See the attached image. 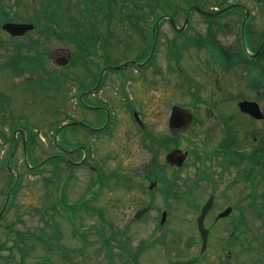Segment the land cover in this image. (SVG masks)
Here are the masks:
<instances>
[{
	"label": "rangeland",
	"instance_id": "374dc122",
	"mask_svg": "<svg viewBox=\"0 0 264 264\" xmlns=\"http://www.w3.org/2000/svg\"><path fill=\"white\" fill-rule=\"evenodd\" d=\"M40 1L42 0H3L5 15L12 20L7 22L30 23ZM226 4L244 6L252 14L245 36L250 38L247 50L255 53L264 34V19L259 7L251 0H173L177 25H182L183 9L188 6L194 5L213 12L217 6ZM119 22L120 19L116 16L110 30L104 27L99 30L103 36L96 52H104L98 55L101 57L100 63L98 59L92 62L88 59L89 56L82 57L79 47L62 39L60 35L48 37L40 29L30 32L24 38L11 40L0 29V168L9 163L19 177V181L15 183L12 173L0 169V210L11 190L0 220V264H163L167 261L164 253L171 249L169 253L173 257L169 259L170 263L177 261L188 264V260L192 261L191 258L198 253L185 246L186 240L192 238L189 222L194 221L198 210L189 209L181 201H174V198L170 200L174 203L171 221H166V224L169 225L168 228L180 232L177 225L184 222V233H178L179 237L173 241L174 244L170 237L161 246L158 241L165 239L167 227L160 229L158 226V230L156 224H159L162 213L168 212L166 204L173 193L166 194L167 188L159 185L152 193L148 192L150 183L155 180L149 177L153 171L152 165L155 167L164 163L165 154L156 147L157 141L153 143L157 149L149 148L146 134L174 141L175 136L173 138L170 135L167 126L170 108L173 105L187 106L191 103L190 90H193L183 88V71L189 76V81L196 85V93L203 101L193 109L192 114L199 128L193 129L198 134L191 139L192 145L209 151H221L223 146L229 144L234 152L247 155L259 150L260 161L264 166V125L247 122L237 110L238 101L256 100V91L252 92L247 87V77L252 79L254 73L256 76L264 75V71H254L252 66L245 68L244 65L234 67L227 73L216 74L213 67L208 69L206 63L210 59L209 53L196 46L197 39L207 35L209 23L194 12L190 14L187 27L189 31L181 39L172 38L175 36L168 24L162 23L159 37L157 36L154 65L143 75L137 73V114L145 128V133L142 134L137 126V146L133 120L116 102L117 91L110 82L106 95L115 112L116 126L121 123L116 134L105 139L100 134L90 135L84 128L77 126L66 127L56 136L65 120L87 124L88 114L77 107L72 91L74 74L84 77L79 69L81 66L77 67L76 63L79 64L82 60L91 67L97 62L99 64L96 68L100 72L107 66L116 67L134 61L136 56L139 60V55L145 53L146 27L140 31L141 34L129 23L121 25ZM219 23L224 25L223 32L216 31ZM239 23L240 16L233 13L213 22L217 42L232 55L239 54V35L236 34ZM180 41L191 47L177 57L180 58L178 72L174 64H170L174 69L169 66L168 58L171 55L168 50L170 44ZM90 50L86 48V51ZM37 53H43L46 64L40 72L27 71V65L20 60H25L27 56H37ZM66 54L71 56V61L65 67L56 65V56L62 58ZM259 64L264 70V62ZM204 66L206 69L200 72ZM129 77H133L130 67L121 71L110 70L105 75L108 81H123ZM77 78L79 79L78 76ZM127 88L133 98L132 86ZM213 102L217 103V110L222 111L223 116L211 113ZM258 104L264 114L263 95ZM222 117L230 119V122L221 120ZM229 128L231 131L232 128L236 130L234 139L233 134H227ZM19 129L26 130L32 137L26 143L27 166L21 153L19 134L15 137L17 149L14 154L10 152V131ZM191 135L192 133L180 135L176 142L177 148L182 151L191 148L190 140L186 141ZM79 147L84 148L87 155L90 154L84 168H71L68 164L54 161L56 156H61L62 148L74 151ZM49 157L54 158L47 160ZM68 159L78 162L80 154L73 153ZM194 165L197 164L193 160L188 162L185 178L192 180L195 177ZM89 166L102 171V177L108 179L103 180L105 188L100 183L97 184V176ZM254 172H260V169L255 168ZM213 173L214 179L215 173L219 174L215 179L216 185L211 189L212 186L205 184L198 192L194 190V206L199 209L201 200L209 194L218 198L216 193L221 199H226V203H237L236 219L241 218L244 222L238 226L237 232L241 235V242L249 246L243 247L238 242L240 245L232 250L234 254L228 264H264V182L242 184L236 171L222 174L216 169ZM165 174L167 177L171 176L169 170ZM251 188L254 194L251 193ZM60 194H63V201H59ZM250 194L255 196L254 201ZM83 201L90 203L94 212L76 210ZM63 202L73 207L65 210L61 205ZM226 203L218 200L220 207H215V216L224 210L221 207ZM255 204L262 206L258 213L252 210ZM149 206L152 211L146 215L143 224H135L134 214ZM179 207L183 208L175 212ZM229 230V223H220L214 230L212 250L217 259L208 257L196 264H222L230 251V247L226 245ZM149 242L152 244L151 249L140 248L142 243ZM176 256L180 259L175 258Z\"/></svg>",
	"mask_w": 264,
	"mask_h": 264
},
{
	"label": "flooded vegetation",
	"instance_id": "af4514ba",
	"mask_svg": "<svg viewBox=\"0 0 264 264\" xmlns=\"http://www.w3.org/2000/svg\"><path fill=\"white\" fill-rule=\"evenodd\" d=\"M217 29L219 30L218 32H223L224 27L222 29V25H220L218 26ZM248 40H250V38L248 37L245 38V42L247 44H249ZM259 46L260 45L258 44V48ZM263 53H264V47L262 51L259 54H257V56L250 57V58L248 57V58L252 60L254 59V61L257 62L256 64H259L260 63L259 60L263 61L264 59ZM224 54H230V53L225 48H223L222 45L218 43V46L215 52V57L207 59V63H206V65L208 66L207 68L210 69L211 67H213L215 70L214 72L217 74V72L227 73L228 71H231V69H233L234 67H237L239 65H244L242 62L243 59L235 57V55H232V54H230L232 55V57H226L224 56ZM88 59L92 61V60H97L98 58L89 56ZM179 60L180 58H177L174 56L169 57L168 58L169 66L170 64H174L176 66L175 69H177L178 68L177 66L179 65ZM76 66H75V69H76ZM90 66L91 67H89V64L85 65L86 75L83 78H80V75H76L75 73L74 74L75 76L72 79V87H73V92L76 96L77 107L83 109L88 114L86 126L89 127L90 129L88 130L86 129V130L92 134H102V135H107L108 137L109 136L112 137L113 135L116 134L117 129H118L117 127L121 123H119L116 126L117 120L115 117V112L113 110V107L109 103V100H108L109 97L106 95V88L109 89V82H110V85H113L114 89H116L117 91L116 92L117 94L116 102H119L120 106L123 108L126 115L133 120V123L135 126V132H136L135 144L137 146V84L139 83V82L137 83V65L134 66L135 68L133 72V77H129L123 81H120V80L115 81L113 79L108 81L105 79L106 74H104L102 78L100 79L101 71L99 73L97 72L96 63L95 65H90ZM223 66H226V68L224 69ZM170 68L174 69L171 66ZM205 69H206L205 66L202 67L200 72H203ZM183 72L186 73L185 71ZM172 73H173V70H172ZM184 73H182V75L184 76V79L182 78L183 84H184L183 88L185 90H190L191 88L193 90H190V91L197 92L196 85L192 84L188 79L189 76H187V74H184ZM182 75L179 74V76H182ZM77 76L79 77V79L77 78ZM247 79H248L247 82L251 80L248 77ZM124 84H126V87H124ZM130 85L133 88L132 90L133 98L131 94L127 92L128 91L127 86H130ZM247 87L252 92L256 91L255 92L256 100L251 101V102H256L258 104V100H260L262 95L264 96V91L262 90L264 89V85L262 89H256L255 91L251 88L250 84H247ZM79 99H81L82 102H80ZM105 110H107V112L109 113V122L107 126H105L107 123ZM210 110H212L211 113L213 114H220L218 116H223L222 111L217 110L216 106L211 107ZM237 110H238V107H237ZM240 114L242 118H245L247 122L253 125L254 124L264 125V119L259 121L243 113H240ZM192 117H193L192 122L188 124L186 128L177 130V131H171L174 134L176 141L178 137H180V135L184 136V134L192 133V135L186 139V141L190 140L191 148H189L188 150H184V152L186 151L188 153L187 161L185 162V164L183 165L181 169L176 170V169L168 168L171 176L170 177L166 176V182H167V185H166L167 193L166 194H168L169 192H172L173 194L169 198V201L166 204L168 212L167 213L164 212L166 215L164 222L161 224L159 221V224H156V227L158 228V230H159V227L160 229L163 227H167L166 233H164L166 235L165 239L164 240L160 239L158 241V244L159 245L161 244V246H163L164 242L165 241L167 242L168 238L170 237L172 238L171 243L174 244L173 241H175L179 237L178 233H184V226H185L184 222H181L179 225H177V228H180L179 229L180 232H178L177 229H171V227L168 228L169 225L166 224V221L167 223L171 221L170 216H171L172 205L174 202H171L170 200H173L174 198V201H178V200L181 201L183 205L188 206L189 209H193V208L197 209L198 215H199L201 208L206 204V202L209 199H212L210 203L211 205L210 211L208 212V214L206 215L204 219V228H206V232H207L206 249L204 251V254L199 255V252H198L197 256H193L192 261L189 260L187 261V263L188 264L198 263L200 261L206 260L208 257L209 258L214 257L215 260L217 259V255L212 250V240H213V236L215 235L214 230L220 223H224L226 225L228 223L230 224L229 240L227 241V244H226L227 246L230 247V251H228V255L226 259L224 260V262H228L230 258H232V255L234 254L232 250L236 249L238 246L239 232H237V230H238L239 224L243 223L241 218H239V220L236 219L237 217L236 209H238L237 203H231V202L226 203L227 200L221 199L218 193H216L218 195V198L212 194H209L208 197H206L204 200H201L202 202L198 209L194 206L195 204L194 193L198 192L197 190L200 187L203 188L202 186L205 184H207L208 186H212L211 189L214 188V186L216 185L215 179H217V175H219L215 173L216 178L214 179L213 171L215 172L216 169H219L222 174L227 173V172L232 173L234 171L238 173V167H239V165H237L238 155L236 152L234 153L232 147L229 144H227L226 146H223L221 151H218V150L209 151L200 146L197 147V145H192L193 141L191 139L195 137V135L198 134V133L193 132V129L195 127L199 128L198 123L196 122V118L194 117V115ZM221 120H226V122H228L230 119L228 120L222 117ZM91 130H95V131H91ZM110 130L112 131L110 132ZM192 146H196V147L194 148ZM77 153L78 151L76 152V154ZM199 154H201V156ZM258 156H260V154ZM190 160H193V163L195 162L197 164V165H194L195 166V170H194L195 177L192 180H190L189 178H185L184 176V173L188 168V162ZM245 166L246 165H243V163L240 164V168H244ZM211 168L213 169V171H211ZM251 172H252V166H249V169H241V175H240L241 181L245 182L247 178L246 177L247 174H250ZM262 197L264 199V195H262ZM218 200H221L223 203H226L223 207H221L222 209L224 210L232 209V213L230 212L228 217L216 220L215 218L217 217V215L223 211L222 210L215 216L216 214L215 207H220L218 204ZM147 208H148L147 213L143 215L140 219H137V225L143 224V222L145 221L146 215L148 216V214L152 211V208L150 206ZM182 208L183 207H179L177 209L178 211H175V212H179ZM195 221H196V218H194V221L189 222L188 226L191 230L192 238L190 239L188 238L186 240L187 242L185 246L187 249L193 248V251H196L198 245H201V235H200L199 230L197 229ZM225 231H226V226H225ZM225 231H222V232H225ZM142 247L143 248L149 247V249H151L152 244L150 242L147 244L142 243V246L140 248ZM170 251L164 253L167 258V261H164L163 264H182L183 262L177 263V261L170 263L171 261H169V259L173 257L171 253H169ZM138 253L139 251L137 250V255ZM178 255H181V253ZM175 258L180 259L179 256H176Z\"/></svg>",
	"mask_w": 264,
	"mask_h": 264
},
{
	"label": "trees",
	"instance_id": "16d2710c",
	"mask_svg": "<svg viewBox=\"0 0 264 264\" xmlns=\"http://www.w3.org/2000/svg\"><path fill=\"white\" fill-rule=\"evenodd\" d=\"M170 3L168 0H42L38 3L39 6L35 8L34 17L29 22L35 25L36 30L42 29V32L48 37H59L60 35L62 39H67L70 42L82 41L87 36L86 40L90 41V36H95L93 45L96 46L100 39V34L88 30L87 27L104 25V28H109L113 25L115 17L118 16L120 19L119 24L129 23L131 26L137 25V30L141 33L140 31L149 26L150 23L153 24L154 19L161 13L171 12L175 8ZM122 9L124 10L123 12L121 11ZM5 14L3 0H0V23L12 21ZM141 34L138 35L140 36ZM145 43L147 42L145 41ZM150 47L151 41L148 43V48L150 49ZM39 58V55L26 57L25 61L31 65L38 63L40 61ZM156 141L163 149L169 148L171 143L170 140L161 141V139H158ZM250 162L253 166V177L255 178L259 173L264 177V173H262L264 172V167L262 165L258 166L260 172H254L257 165L255 156H252ZM160 169L162 170V168ZM150 174L153 176V173ZM156 178L163 184L165 183L161 174H158ZM65 206L68 207L67 205ZM39 239L37 238V240Z\"/></svg>",
	"mask_w": 264,
	"mask_h": 264
},
{
	"label": "water",
	"instance_id": "95a60500",
	"mask_svg": "<svg viewBox=\"0 0 264 264\" xmlns=\"http://www.w3.org/2000/svg\"><path fill=\"white\" fill-rule=\"evenodd\" d=\"M259 3H261L263 5V9H264V4L261 0H257ZM233 7H238V8H241L240 6H237V5H234ZM198 12L200 13L202 16L204 17H215L217 16L218 14L222 13V12H219V13H207V12H203L201 11L199 8L197 7H192L189 9L188 11V14H187V17L188 15L191 13V12ZM163 18H161L157 24H156V27H158V24L159 22L162 20ZM165 19H167L171 24L172 26L176 29L175 27V23L174 21L170 18V17H166ZM187 24V18H186V21H185V24L184 26ZM2 30L4 32H6L10 37L12 38H15V37H22L24 34H26L27 32H30L34 29V26L31 25V24H14V23H4L2 26H1ZM183 30V29H182ZM181 32V30H180ZM154 48H155V43H154V46H153V49H152V53L154 51ZM151 53V55H152ZM69 61V55L66 54L65 57H62V58H59L57 59L56 61V64L59 65V66H66L67 63ZM127 65L124 64L118 68H115V70H121L123 68H125ZM240 111L244 114H247L249 115L250 117L256 119V120H261L263 119V116L260 112V109L259 107L255 104V103H250V102H242L238 105ZM191 122V116L188 115L185 111L179 109V108H173L172 110V113H171V116H170V119H169V128L174 130V129H181L183 127H187V125ZM73 125H78V123H74ZM186 159V154H183L181 153L180 151H174L172 152L171 154H169L166 158V162L168 163V165H170L171 167H181L183 162L185 161ZM154 187V185H151L150 187V190ZM8 197H9V193L7 194L6 196V199H5V203L0 211V217L2 216V213L7 205V201H8ZM210 210V201L204 206V208L202 209V212H201V215L199 217V225H200V228H201V233H202V242L203 244L205 245L206 243V235H205V232L204 230L202 229V222H203V218L204 216L207 214V212ZM146 210H143L141 211L140 213H138L136 216H135V219H139L143 214H145ZM229 214V210L226 211L224 214H221L219 215V219L220 218H224L226 217L227 215ZM164 217V215H163Z\"/></svg>",
	"mask_w": 264,
	"mask_h": 264
}]
</instances>
